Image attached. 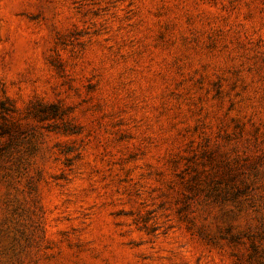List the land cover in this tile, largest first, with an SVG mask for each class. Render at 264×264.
Masks as SVG:
<instances>
[{
  "label": "rangeland",
  "instance_id": "rangeland-1",
  "mask_svg": "<svg viewBox=\"0 0 264 264\" xmlns=\"http://www.w3.org/2000/svg\"><path fill=\"white\" fill-rule=\"evenodd\" d=\"M1 125L0 264H264V0H0Z\"/></svg>",
  "mask_w": 264,
  "mask_h": 264
},
{
  "label": "trees",
  "instance_id": "trees-1",
  "mask_svg": "<svg viewBox=\"0 0 264 264\" xmlns=\"http://www.w3.org/2000/svg\"><path fill=\"white\" fill-rule=\"evenodd\" d=\"M2 109H4V110H6V108H2ZM9 129V127H7V126H0V131H1V135H5V134H10V131L8 130Z\"/></svg>",
  "mask_w": 264,
  "mask_h": 264
}]
</instances>
